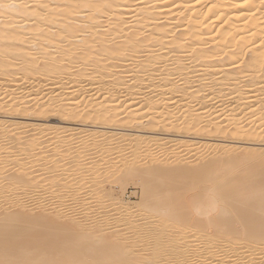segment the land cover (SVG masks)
Wrapping results in <instances>:
<instances>
[{
  "label": "bare ground",
  "instance_id": "1",
  "mask_svg": "<svg viewBox=\"0 0 264 264\" xmlns=\"http://www.w3.org/2000/svg\"><path fill=\"white\" fill-rule=\"evenodd\" d=\"M195 136L264 139V0H0V264H264V150Z\"/></svg>",
  "mask_w": 264,
  "mask_h": 264
},
{
  "label": "rangeland",
  "instance_id": "2",
  "mask_svg": "<svg viewBox=\"0 0 264 264\" xmlns=\"http://www.w3.org/2000/svg\"><path fill=\"white\" fill-rule=\"evenodd\" d=\"M59 118H54V119H49V121H51V123H50V125L52 124V125H58V126H64V127H72V128H78V129H82V128H84V127H82V125H64V124H62L59 120H58ZM14 122H17V123H21V124H23V125H26V124H28V125H31V126H33V125H35V124H37L39 121H34V120H27V119H24V118H21V117H17V116H15V119L13 120ZM20 124V125H21ZM46 124H48V123H46ZM74 128V129H75ZM89 129V128H88ZM91 129V128H90ZM101 130H105V129H102V128H100ZM147 134V135H146ZM149 134V135H148ZM142 135H145V136H140L143 140H147V139H151V140H158V139H163V138H166L167 136H150V133H142ZM17 137L18 136H15L12 140L10 139V140H8L9 141V147H11V146H15L16 145V140H15V138L17 139ZM24 138L22 139V140H24L25 139V137H27V136H23ZM30 137V136H29ZM118 137V139L115 141V143H117V145H118V143L119 144H121L122 143V139H120V138H123V137H125V136H117ZM139 137V136H138ZM169 137V136H168ZM170 137H172V138H176V139H178L176 136H170ZM218 137V138H217ZM224 137V138H223ZM33 138L35 139V140H38V141H42L44 138H45V136H33ZM81 138H83V136H69V139L68 140H66V142L65 143H62V144H60V145H50V146H48V147H45V146H43V149H41L42 151H43V153H41L42 151L41 150H39V149H37V150H35V152H36V159L35 160H38V159H40V157L41 156H43V155H46V154H48V153H50V150L51 149H53L54 147L55 148H57L58 147V149L59 150H65L66 148H68V147H71V144H73V142H76V140H78V139H81ZM192 138H194V136L192 137ZM195 138H198L199 139V141L198 142H200L201 143V146H203L204 148L207 146V144H219V145H222L223 147H225V148H228L229 146L231 147V146H239L240 147V149L242 150V152H244L243 150H245V149H251V150H253V151H257L258 149H263L264 150V146H262L261 144H264V139L263 138H260V140H258V145H238V141H237V137L236 136H195ZM220 138V139H219ZM191 139V137L190 136H185V138L183 137L182 138V140L183 141H188V140H190ZM224 139V140H223ZM16 141V142H15ZM25 141V140H24ZM21 142H23V141H21ZM203 142V143H202ZM244 142H246V143H250L249 141L247 142V141H244ZM263 142V143H262ZM66 143H68V144H66ZM90 142H86L85 143V145H83L82 146V148L80 149V151L78 150L77 152H78V154L79 155H82V154H80V153H82V152H86V150H89L88 151V157H85L84 159L86 160V162L87 163H90L91 161H96V160H98V159H100L101 158V154L103 155V152H105L104 150H99V149H96V150H93V151H91V148H89L90 147V144H89ZM260 143V144H259ZM116 145V146H117ZM250 147V148H249ZM45 148V149H44ZM129 148H126L125 149V152L124 153H122L123 154V156L126 158V157H128L129 155H130V150H128ZM25 151V150H24ZM24 151H22V152H24ZM82 151V152H81ZM117 151H119V150H117ZM116 150H111V151H109L108 153L107 152H105L106 154V156H107V159H105V161L103 162V163H105V164H102V166H101V163L99 164L100 165V167L103 169H101L102 171H101V173H103V177H105V175H107V176H109L110 175V173L112 174V172H114L117 168H118V166L120 165V164H118V165H115V167H113V165H114V161H113V158H116L117 156H119L118 154V152H117ZM21 152V157L19 156V158H23V154L24 153H22ZM29 152V151H28ZM28 152H27V150L25 151V154H28ZM77 152H76V154H77ZM91 152H95V153H97V154H91ZM117 152V153H116ZM99 153V154H98ZM158 152L157 151H151L150 153H148V155H151V156H153V157H155L156 155L157 156H159V154H157ZM121 154V155H122ZM152 154H154V155H152ZM156 154V155H155ZM93 155V156H92ZM100 155V156H99ZM187 155V154H186ZM186 155H182L180 158L177 156H175V157H173V158H171L170 159V163H169V160L166 162L165 160L166 159H163V163H165V164H169L170 166H171V168L172 169H174L175 170V172L178 174V175H184V174H186L187 172H186V170H184L183 168H181V167H179V168H175L181 161H183L184 162V160L188 157V155L186 156ZM190 155V154H189ZM25 156V155H24ZM7 158V156L5 157V159ZM56 158H58L59 159V156H57ZM58 159H56L55 160V158H52V160H49V163H48V166H53L54 164H56V162L55 161H57ZM90 161V162H89ZM68 162H70V161H68ZM114 162V163H113ZM161 162V163H162ZM38 163H41V162H38ZM36 164H37V162H36ZM58 164V163H57ZM60 164V163H59ZM46 168L44 167V166H42L41 168H40V171H38V173H37V175H39V179L40 180H46L47 179V177L48 176H50V175H48L47 176V171L45 170ZM104 169L105 170H109L108 171V174H106V173H104L105 171H104ZM113 169V170H112ZM177 169V170H176ZM181 173V174H180ZM95 176H97L96 174H90V175H87V176H85L84 177V179H83V181H81V183H85V182H87L88 180H90V179H93V178H96ZM106 176V177H107ZM61 178V177H60ZM131 183V184H130ZM133 185V183L132 182H129L128 184H126V187H125V189H120L119 190V188H118V190L119 191H111L112 192V194L114 195V196H118V197H120V193L122 192V193H125L126 194V197L128 198L129 197V195H130V197H132V201H134V202H137V201H139V195H137L136 197L133 195L136 191H139V188H138V186H136V185H133L132 187L131 186ZM129 186V187H128ZM29 188V187H28ZM115 190H117V189H115ZM125 191V192H124ZM117 192H118V195H117ZM111 194V193H110ZM128 194V195H127ZM132 194V195H131ZM50 195L47 193V194H44V196H42V201H43V203L45 202V203H48L49 201H50V203L52 204V205H56V204H54L55 203V201L53 202L50 198L51 197H49ZM32 198H34V197H36V195H35V193H33L32 194V196H31ZM31 198V199H32ZM31 199H29V200H31ZM135 199V200H134ZM29 200H28V205H27V210H30V208L29 207H31V203L29 204ZM48 201V202H47ZM30 202H32V201H30ZM33 204V203H32ZM50 204V205H51ZM51 205V206H52ZM54 206H52V207H54ZM33 207V206H32ZM31 207V208H32ZM51 208V207H50ZM33 209V208H32ZM49 209V208H48Z\"/></svg>",
  "mask_w": 264,
  "mask_h": 264
}]
</instances>
